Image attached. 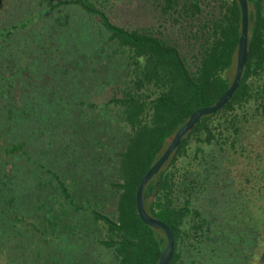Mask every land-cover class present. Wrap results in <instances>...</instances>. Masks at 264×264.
Returning a JSON list of instances; mask_svg holds the SVG:
<instances>
[{
    "label": "trees",
    "instance_id": "16d2710c",
    "mask_svg": "<svg viewBox=\"0 0 264 264\" xmlns=\"http://www.w3.org/2000/svg\"><path fill=\"white\" fill-rule=\"evenodd\" d=\"M42 1L52 11L67 5L79 6L100 23L99 34H107L113 52L105 55L118 54L124 59L123 75L117 78L110 64L104 62L103 53L93 50L94 44H88L85 50L91 53L83 59H74V64H66L65 68L66 72L83 69L85 93L89 88L103 86L112 90L107 100L88 103L89 98L83 95L78 103L91 109L100 104L117 109L118 121L110 128L116 131L111 139L119 145L115 149L116 158L111 157L116 161L110 181L117 197L116 217L92 209V204L86 205L92 199L86 200L85 192L88 191L85 196L91 194L89 189L96 180L94 175L87 177V168L83 167V192L77 191L75 180L70 189L56 172H48L57 179L65 201L74 212L83 210L86 214L91 210L94 214L96 228L92 236L112 260L97 261L99 264H158L168 239L164 230L151 227L141 219L137 190L143 176L191 114L214 105L231 86L242 32L240 3L238 0H154L159 20L155 28L133 25L132 21L116 22L100 8L97 0ZM248 3L249 54L238 89L223 108L203 116L182 138L144 189L148 213L165 222L173 232L175 247L171 264H203L208 256L218 258L222 264H264V0H248ZM56 22L66 26L70 22L69 14L58 17ZM14 27L8 31L7 38L14 34ZM7 38H0V77L5 69L3 64H12L15 59L14 53L7 56L2 45ZM40 82L30 79V89L35 90ZM90 122L95 119L87 121ZM91 128L83 123V147L90 144L93 150L104 142ZM26 146V140L18 141L9 152L26 154ZM216 147L232 154L241 152L250 162L248 174L252 186H248L246 193L243 187V201L236 203L226 216L229 227L223 226L222 217L219 216L221 221L196 205L197 195L206 193L210 183L209 176L196 168L194 162H207V155H212ZM93 159L98 161L95 156ZM71 161L74 167L80 159L73 154ZM83 164H90L84 155ZM63 212L67 213L65 209ZM47 220L51 223L48 217Z\"/></svg>",
    "mask_w": 264,
    "mask_h": 264
},
{
    "label": "rangeland",
    "instance_id": "374dc122",
    "mask_svg": "<svg viewBox=\"0 0 264 264\" xmlns=\"http://www.w3.org/2000/svg\"><path fill=\"white\" fill-rule=\"evenodd\" d=\"M97 2L116 22L132 21L133 25L155 28L159 25L154 0ZM66 14L70 22L58 25L56 19ZM13 26L14 34L7 38ZM101 28L79 6L67 5L52 11L42 0H0V38H7L2 42L7 56L15 55L12 64H3L5 69L0 77V264L112 261L92 236L96 228L92 211L74 212L57 179L48 172H56L70 189L75 180L77 191L83 192V167L87 168V177L94 175L96 180L89 189L91 194L85 196L88 191L85 192V199H92L86 205L92 204V209L116 217L117 197L110 181L119 145L111 139L116 131L110 128L118 121L117 109L105 104L91 109L78 103L83 95L89 98L88 103L107 100L112 90L103 86L97 90L89 88L85 93L83 69L65 71L66 64L72 66L74 59H83L91 53L85 50L86 45L94 44L92 49L103 53L112 74L122 77L124 59L118 54L111 56L113 50L107 43V34L102 36L98 32ZM105 53L111 54L107 57ZM30 79L41 81L35 90L29 87ZM79 110L81 113H77ZM94 119L92 124L87 123ZM83 123L92 126L103 146L98 144L93 150L90 144L83 147ZM88 133L91 137L92 133ZM21 140L27 141V153L9 152L12 144ZM73 154L80 159L74 167ZM83 155L89 165L83 164ZM207 157V162H194L196 168L209 176L210 183L206 193L197 195L196 205L216 218L222 217L223 226L229 227L226 216L236 203L243 201V187L246 193L248 186H252L248 174L250 162L241 152L232 154L218 147ZM207 259L203 264H222L218 258Z\"/></svg>",
    "mask_w": 264,
    "mask_h": 264
},
{
    "label": "water",
    "instance_id": "95a60500",
    "mask_svg": "<svg viewBox=\"0 0 264 264\" xmlns=\"http://www.w3.org/2000/svg\"><path fill=\"white\" fill-rule=\"evenodd\" d=\"M242 9V32L239 39L236 72L233 82L229 89L218 99V101L211 106H205L193 112L190 118L183 124V126L171 138L169 145L154 163V165L143 176L138 190H137V208L141 219L151 227L162 229L165 231L168 243L166 248L161 253L158 264H171L174 253V236L171 228L160 219L151 216L145 207L144 189L151 179L159 173L169 158L172 156L176 148L179 146L182 138L200 121L205 115H210L223 108L233 97L234 93L240 85V81L247 64L249 54V3L248 0H238Z\"/></svg>",
    "mask_w": 264,
    "mask_h": 264
}]
</instances>
